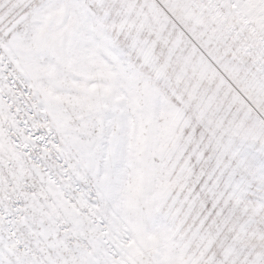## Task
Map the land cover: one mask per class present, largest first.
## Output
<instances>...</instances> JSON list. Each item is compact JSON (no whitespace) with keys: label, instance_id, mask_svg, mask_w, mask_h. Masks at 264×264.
Listing matches in <instances>:
<instances>
[{"label":"snow or ice","instance_id":"snow-or-ice-1","mask_svg":"<svg viewBox=\"0 0 264 264\" xmlns=\"http://www.w3.org/2000/svg\"><path fill=\"white\" fill-rule=\"evenodd\" d=\"M0 264H264V0H0Z\"/></svg>","mask_w":264,"mask_h":264}]
</instances>
